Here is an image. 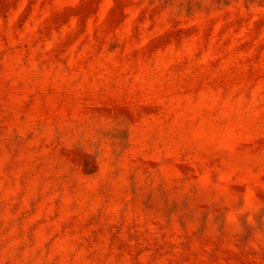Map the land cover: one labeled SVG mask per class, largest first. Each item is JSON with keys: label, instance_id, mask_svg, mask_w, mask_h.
<instances>
[{"label": "rangeland", "instance_id": "1", "mask_svg": "<svg viewBox=\"0 0 264 264\" xmlns=\"http://www.w3.org/2000/svg\"><path fill=\"white\" fill-rule=\"evenodd\" d=\"M0 264H264V0H0Z\"/></svg>", "mask_w": 264, "mask_h": 264}]
</instances>
